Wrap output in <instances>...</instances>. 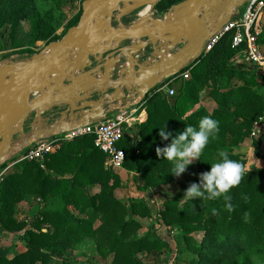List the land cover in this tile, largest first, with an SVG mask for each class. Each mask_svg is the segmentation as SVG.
Returning <instances> with one entry per match:
<instances>
[{
  "label": "trees",
  "instance_id": "obj_1",
  "mask_svg": "<svg viewBox=\"0 0 264 264\" xmlns=\"http://www.w3.org/2000/svg\"><path fill=\"white\" fill-rule=\"evenodd\" d=\"M44 1L49 0H0V27L13 26L16 37L20 24L33 17V44L63 40L78 26L81 16L56 34L57 9L40 15ZM77 1L70 0L69 4ZM185 1L163 0L155 10L167 13ZM56 4L59 10L64 9L61 0ZM232 41L233 35L228 34L212 51L184 68L175 79L182 81V88L174 96L159 91L172 80L152 90L145 99L148 118L140 123L137 137L125 134L119 144L126 155L124 169L133 174L132 181L141 194L178 180L171 173L172 162L158 156L156 149L170 144L186 126L198 127L205 116L219 121V132L195 160L198 173L194 183L200 182L203 172L210 171L221 152L245 166L246 174L239 185L226 194L231 197L232 211L226 206L229 201H225V194L214 200L185 198L191 186L188 181L164 202L162 223L181 230L174 238L179 244L175 264H264V166L248 168L247 157L235 152L264 118V93H260L264 92V82L245 64H232L240 54ZM259 41L264 45V31ZM187 71L191 78L182 80ZM207 88L223 107L212 116L205 109L195 110L200 93ZM165 124L172 134L168 140L159 135ZM50 140L54 149L42 160L17 162L13 171L0 178V234L17 236L25 247L13 258L0 256V264H86L80 260L88 255L81 246L91 239L98 255L111 259V264H142L145 254L172 252L156 232L135 237L144 229L142 221L152 218L153 212L145 200L116 196L122 179L106 168L107 156L96 148L94 136L70 141L64 134ZM7 167L1 166L0 172ZM92 186H99V192L93 194ZM23 203L31 204V211L39 210L34 216L21 213Z\"/></svg>",
  "mask_w": 264,
  "mask_h": 264
},
{
  "label": "water",
  "instance_id": "obj_2",
  "mask_svg": "<svg viewBox=\"0 0 264 264\" xmlns=\"http://www.w3.org/2000/svg\"><path fill=\"white\" fill-rule=\"evenodd\" d=\"M132 1L138 0H88L84 2L78 26L72 28L63 40L51 43L43 54L23 64L24 66L19 69L16 76L14 75L11 80L4 82L3 88L0 89V118H4L0 129L11 127L16 120L21 118L25 120L31 113V108L27 104H22L24 102L22 101L23 98L27 97L28 101L30 94L39 90L37 89V82L44 75L51 73L52 70L58 67L59 69L56 71L64 72V70H68L66 65L69 54L79 51L83 47L85 49L84 55L81 54V61L83 62L76 61V65L80 69L88 67L91 62L90 56L97 54V51H101L102 53H108L105 58L104 72L100 71L95 76L90 73L87 76H79L73 79H70L71 73L66 72L63 81L60 84L55 83L50 88L45 98L46 102L43 101L42 97L37 102L39 108L38 118L40 120L43 119L45 113H49L58 105L64 104L67 109L59 113V124L63 127V132L68 133L71 130H77L97 121L102 114H105L103 108L108 101L117 102L120 100L123 88L129 89L136 86L144 96L148 95L164 80L177 78L191 61L195 62L202 58L206 41L215 36L230 20L240 1L243 0H212V4L207 3V0H190L193 3V8L176 25H172V16H168L164 21L157 22V24H162L160 27L158 25L152 28L146 26L144 30H138L123 36L120 35V29L114 30L113 34H109V36H103L104 29L108 28L103 26H108L109 23L101 24L102 15H108L111 10L121 4ZM160 1L163 0H155L154 6ZM222 3H224L223 8ZM101 27H103L101 29L102 35L97 40V30ZM144 39H146V42L143 41ZM129 40L138 41L139 44L132 45L129 49L122 47L123 42ZM157 41L172 43L174 46H179L183 42L188 44L184 50L173 58L161 64L150 65L139 72L138 75H136V72L133 74L126 67V63L122 64L123 61L127 62L129 59L135 62L134 57L136 54L143 52L149 44ZM103 42L107 44L101 48L100 45ZM117 66H119L120 73L114 85L111 86L113 73ZM134 67L136 70L137 65L135 64ZM6 70V76L10 72L13 73L10 68H6ZM65 79L68 80V84H66ZM92 89H95V92L98 93L109 92L110 89L115 91L112 94L100 97L98 100H91V96L87 93ZM56 92L57 95L54 94ZM7 108H9V112L4 115ZM76 115H81L79 123L71 126L67 125L65 120L72 122L75 120ZM23 123L17 129V132L23 130ZM13 134L8 136V142L12 139Z\"/></svg>",
  "mask_w": 264,
  "mask_h": 264
},
{
  "label": "rangeland",
  "instance_id": "obj_3",
  "mask_svg": "<svg viewBox=\"0 0 264 264\" xmlns=\"http://www.w3.org/2000/svg\"><path fill=\"white\" fill-rule=\"evenodd\" d=\"M190 0H186L185 2H188ZM248 1V0H247ZM86 2V0H79L75 4H69L70 0H61V6L64 9L59 10V6L56 4V0H49L44 1L42 4H40L39 12L40 15H43L46 13L49 9H57L56 14V22H55V28H56V34H61L67 25L78 18L82 16L83 12V3ZM212 0H207V3L212 4ZM156 6V5H155ZM155 6H153L151 12H150V18L149 21L145 24L147 27H156L158 21H164L165 18L168 16L171 17V14L174 10V8L177 6H173L167 13H158L155 10ZM224 6V3H222V8ZM245 7H241V10H243ZM143 10V7L137 3V1L128 2L126 4H121L117 8L111 10L108 15L103 16L101 19V24H108V28L104 29V36H109V34H113L112 32L114 30H129L131 27H133ZM240 10L239 7H237L236 11ZM33 17L26 19L23 21L19 26V31L17 36H14L13 26L6 25L4 27H0V64L4 65L5 68H10L13 73H9L8 76L5 77V83L11 80V78L18 74L19 69L24 66L23 64H26L30 62L33 58L40 56L44 53V51L47 49L48 46L51 45L49 43L50 41L42 42L39 41L35 44H33V35H32V25H33ZM264 25V23H263ZM146 42V39L143 40ZM106 42H103L100 46L101 48L106 46ZM139 44L138 41H125L122 44V47H125L129 49L132 45ZM187 42H183L179 46H174L172 43H167L163 41H157L155 43L149 44L145 51L141 55V53L136 54L134 57L136 67V75L139 74L142 70L146 69L150 65L153 64H161L162 62H165L166 60H163L162 54L164 53V56L169 57L168 59L173 58L176 56L180 51L184 50L187 46ZM166 46V48H165ZM143 51V52H144ZM85 51L83 53L79 51H75L73 53L69 54V57L67 59V65L66 68L67 71L71 73L70 79L76 78V77H84L91 73V75L95 73L98 74L100 71L104 72L106 61L105 58L108 55V53H102L101 51H97V54L90 56V64L88 67L84 69H80L76 64L79 61V63H82L81 57L84 55ZM82 54V55H81ZM201 59V58H200ZM77 61V62H76ZM194 61H191L188 66L193 63ZM197 62V61H195ZM126 63V61L122 62ZM187 66V67H188ZM62 72V71H57ZM93 72V74H92ZM120 73L119 66L116 67V70L114 72V75L118 77V74ZM113 75V79H114ZM116 81V80H115ZM114 81V82H115ZM66 84H68V80L65 79ZM114 82H111V86L114 85ZM55 85L54 82V74L51 72L49 74H46L37 82V89H44V92L46 94L49 93V90L51 87ZM210 89H207V94L210 92ZM202 93V92H201ZM200 93V94H201ZM57 95V92L54 93ZM42 94L40 92H32L29 96V99L27 101V106L31 108V113L29 116L24 120L23 123V130L21 132H17L13 134L12 139L8 142V148L5 152L7 159L0 165H6L8 166L6 170L0 172V178L2 175L6 174L7 172L13 171L14 166L17 162L24 156V154L31 149V151L34 149L33 147L37 145L40 141L39 138L43 134L42 130L39 132L40 124H43L44 118L45 119H51L52 117H55V115L58 114L57 107L54 108V111L45 113V117L43 116V119L40 120L38 118V112L39 108L37 106V102L41 99ZM207 101V96L205 97ZM209 102L206 104L210 107L211 112L216 113L221 108L218 106L219 104L211 97L208 99ZM213 100V101H212ZM46 102V101H45ZM216 102V104H215ZM213 103V104H212ZM217 106V107H216ZM212 110V108H214ZM218 108V109H217ZM52 120V119H51ZM41 121V122H40ZM54 121V120H53ZM48 123V124H52ZM48 124L45 126V130L51 127H49ZM264 126V122H263ZM43 129V130H44ZM54 131H50L48 134H52ZM258 136L251 137L250 139L253 140V143L258 144L260 143V152L264 154V127L260 128L259 132L257 133ZM63 136V135H62ZM56 137V136H54ZM0 141V148H1ZM33 148V149H32ZM258 150V151H259ZM257 157V155H256ZM194 163H191L187 166L186 171L182 173L178 180L175 181L173 184L170 185H163L158 189L151 190L147 192L146 194H141L137 192V187L135 186V183H133V177L130 175L127 176L126 174L122 175L124 178V181H122V186L118 191V196L122 197L125 200H138L142 199L145 200L149 208L153 212L152 218L148 220H143L142 223L144 224V229L140 231L135 237L141 238L148 234L153 235L152 232H156V234L164 239L168 243L169 249H171L172 252H167V255L164 253L160 254H153V255H144L141 257V263L142 264H155V263H165L166 264H175V260L177 258V249L179 244L174 240L176 235L181 234V230L178 228L170 229L166 227L161 219H160V213L163 210V204L167 199L173 198L175 195H177L180 186L182 183L189 182V185L195 182L194 176H196V172H198L197 167L195 166V169H191L192 165ZM248 167V166H247ZM193 170V171H191ZM195 171V172H194ZM121 178V177H120ZM190 178V179H188ZM190 180V181H189ZM100 188L97 190L93 189V192H98ZM128 198V199H127ZM32 203V202H31ZM19 210L21 213L29 214L30 216H34L35 213L39 210L38 207H36V210L31 211V204L23 203L19 206ZM75 214H77L75 211H73ZM97 223L96 225H98ZM197 238H201L200 235H195ZM25 250L24 244L19 240V238L15 235H9V234H0V256H5L7 258H13L17 254L23 252ZM81 250L86 252L88 255H85L84 257H81L80 260L85 262L86 264H111V259H104L101 256L98 255L96 250V244L91 239L83 243L81 246ZM169 253V254H168ZM170 255V256H168Z\"/></svg>",
  "mask_w": 264,
  "mask_h": 264
},
{
  "label": "built area",
  "instance_id": "obj_4",
  "mask_svg": "<svg viewBox=\"0 0 264 264\" xmlns=\"http://www.w3.org/2000/svg\"><path fill=\"white\" fill-rule=\"evenodd\" d=\"M264 18V0H248L243 10H235L229 21L217 32L215 36L206 41L203 47L204 53H209L228 34L233 35L232 46L246 57L247 62L253 67V73L264 82V47L260 44V37L263 33L262 21ZM182 80L191 78L190 71L181 75ZM175 79L164 85L159 91L165 92ZM170 96H174V91H168ZM109 92L103 91L100 96H106ZM65 117V115H63ZM80 118L74 121H66L67 125L78 124ZM142 121L141 115L135 118L127 113H112L105 115L99 121L91 122L88 126L77 130H71L66 134V140H75L85 136L95 137V146L107 156L106 166L112 171L124 170L126 155L119 148L125 134L133 128L135 122ZM60 122V120H58ZM264 118L256 123L251 137H257L260 128H263ZM55 143L50 139L41 140L36 147L19 160L34 161L42 160L52 152Z\"/></svg>",
  "mask_w": 264,
  "mask_h": 264
},
{
  "label": "clouds",
  "instance_id": "obj_5",
  "mask_svg": "<svg viewBox=\"0 0 264 264\" xmlns=\"http://www.w3.org/2000/svg\"><path fill=\"white\" fill-rule=\"evenodd\" d=\"M219 132V121L210 116L203 117L198 127L186 126L182 133L177 134L164 148H157V155L172 162L171 173L179 177L186 171L189 164L199 159L205 147ZM159 135L168 140L172 134L166 131V124L160 128ZM220 159L211 163L210 171L200 175V182L192 183L186 190L185 198L202 200H214L224 195L227 208L232 211L230 203L231 197L226 195L231 188L239 185L246 174L245 166L242 162L230 159L229 156L221 152Z\"/></svg>",
  "mask_w": 264,
  "mask_h": 264
},
{
  "label": "crops",
  "instance_id": "obj_6",
  "mask_svg": "<svg viewBox=\"0 0 264 264\" xmlns=\"http://www.w3.org/2000/svg\"><path fill=\"white\" fill-rule=\"evenodd\" d=\"M246 4H247V0L240 1V4L238 6L239 9H240V11H241V7H245ZM263 23H264V18H263V21H262V28H263V31H264V25H263ZM143 53H145V51L142 52L141 55ZM232 64L233 65H236V64H241V65L242 64H245L247 66V69L249 71H253V67L247 62L246 57L243 54H241V53L238 54L232 60ZM92 74H93V72H92ZM113 75H114V73H113ZM117 79H118V77H116V75H114V79L112 78L111 82H114ZM165 82H166V80H164L161 84H163ZM181 88H182V81H176L175 80L170 86H168V88H166L164 94H167L168 95V93H169L168 91H171V90L174 91L175 94H176L177 92H179V90ZM207 89H209V88H207ZM207 89L200 94V102H199V105L196 106L195 110L205 109L212 116L215 113L211 112L210 107L206 105L209 102L208 99H210V101H211V96H210L211 89H210V92L208 94H207ZM114 91H115L114 89H110L109 90V94L114 93ZM90 92H88L87 95H90L91 96V100H98L100 98V93L101 92H99V93L98 92H95V89H92ZM260 93L262 94L264 92L263 91H260ZM206 96L208 98L207 101H206V98H205ZM146 97H147V95L144 96L140 92L139 88H137L136 86H132L129 89L123 88L122 89V93H121L120 100L117 101V102H112L111 100L108 101V103L103 108V111H104L105 114L104 115L102 114V115L105 116V115H110L112 113L119 114V113H125L126 112L127 115H131V116H133L135 118H138V116L141 115L142 121L140 123H142V122L146 121L147 118H148V110H147V108H145V106H146V103H145ZM169 97H172V96H169ZM215 104H216V102H215ZM218 106L221 109L219 111H217V112H220L221 110H223V107L222 106H220V105H218ZM56 109L59 112H58L57 115H55V117H52L51 118L52 120L51 119H45L44 118V121H43L44 123L40 126V129H39V132H41V130L43 132V134L39 138V141H41L43 139H46L47 140V139L53 138L54 136L60 137V136H62V135L65 134L63 132V127L59 124L60 122H58V120H60L58 115H59L60 112L65 111L67 109V107L64 104H60V105L57 106ZM214 109H215V107L212 108V110H214ZM102 115L100 116V118L97 121H99V120L102 119V117H103ZM75 118H81V115L80 116L79 115H76ZM51 122H53V123L52 124H48V123H51ZM140 123L135 122L133 124L134 125L133 128H131L128 131V133H127L128 135H130L134 139L138 135ZM47 124H48L47 127H49L50 125H51V127H49L48 129L45 130L44 128H45V126ZM52 130L54 132L52 134H48ZM260 147L261 146H259L258 148H256L255 144L253 143V140L249 138V139H246L243 142L242 146L239 149H235V152L236 153H239V154H242V155H244V156L247 157V160H248V168L262 167V166H264V154L259 153L260 152V150H259ZM256 155H257V157H256ZM193 163L194 164L192 165V168L191 169H195L194 168L195 166L197 167V164H196V161L195 160L193 161ZM105 166H106V164H105ZM106 168H107V166H106ZM197 169H198V167H197ZM191 171H193V170H191ZM114 172L117 173L121 177L122 181H124V178L122 176L123 174L124 175L126 174L127 176L130 175L131 177H133V174L132 173H129L125 169L124 170H121V171H118V172H116V171H114ZM196 173H198V172H196ZM195 177L196 176H194V178ZM188 179H190V178H188ZM98 188H100V187L99 186H92L91 187V192L93 194L98 193L99 191L98 192H96V191L93 192L92 191L93 189L94 190L95 189L97 190ZM118 191L116 192V196L119 199H123L122 197H119L118 196ZM123 200H125V199H123Z\"/></svg>",
  "mask_w": 264,
  "mask_h": 264
},
{
  "label": "bare ground",
  "instance_id": "obj_7",
  "mask_svg": "<svg viewBox=\"0 0 264 264\" xmlns=\"http://www.w3.org/2000/svg\"><path fill=\"white\" fill-rule=\"evenodd\" d=\"M154 1L155 0H138L137 3L140 4L143 7V10L141 11V13L139 15V18H138L136 24L130 30H121L120 35L123 36V35H126V34L137 32L138 30H144L146 28L145 24L149 21V18H150V15H151L150 12H151L154 4H155ZM192 8H193V3L191 1L183 2V3L179 4V5H177L174 8V10H173V12L171 14V16H172V19H171L172 25H176L177 22H179L181 20V18H183L187 14V12H189ZM103 16L104 15H102L101 18H103ZM157 25L160 27L162 24L158 23ZM103 27H108V26L105 25ZM103 27H101L100 29L98 28V30H97V34H96V39L97 40H99L100 39L99 37L102 35L101 29H103ZM165 48H166V46H165ZM84 50L85 49L83 47L82 49L79 50V52L83 53ZM204 54L205 53L203 51V55ZM161 58L163 60L167 61L169 57L164 56V53H163ZM134 66H135V62L132 59H129L126 62V67L128 69H130L131 72H133V74L136 72ZM58 69H59V67L57 69H54V70L51 71L54 74V82L56 84H60L63 81L62 79L65 77L66 72H68L67 70H64V72L58 73L56 71ZM6 74H7L6 68L4 67V65L0 64V89L3 88V86H4ZM180 74H179V76H180ZM174 79H176V78H174ZM170 80H173V79H170ZM166 81H169V80H166ZM37 92H40L42 94L41 96L43 98V101L45 102V98H46L47 94L44 92V89L41 88V89L37 90ZM100 97H102V96H100ZM22 101H24V102H22V104L25 105L26 101H27V97H24ZM8 112H9V108H7L5 110L4 115H7ZM23 120L24 119L21 118L19 120H16V122L11 127L7 128V129H0V141H2L1 148H0V150H1L0 151V165L5 161V159H7V156H6L5 152H6L7 148H8V141H7L8 140L7 139L8 136H11V134H13V133L15 134L18 131L17 129L20 128V126L23 123ZM3 121H4V118L1 117L0 118V125L2 124ZM65 134H67V132Z\"/></svg>",
  "mask_w": 264,
  "mask_h": 264
}]
</instances>
